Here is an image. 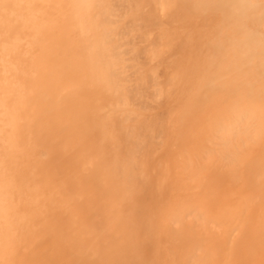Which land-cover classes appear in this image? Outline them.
<instances>
[{
	"label": "bare ground",
	"instance_id": "obj_1",
	"mask_svg": "<svg viewBox=\"0 0 264 264\" xmlns=\"http://www.w3.org/2000/svg\"><path fill=\"white\" fill-rule=\"evenodd\" d=\"M0 264H264V0H0Z\"/></svg>",
	"mask_w": 264,
	"mask_h": 264
}]
</instances>
